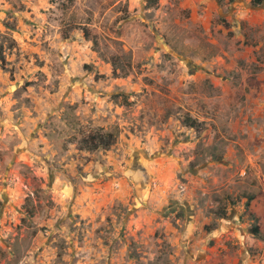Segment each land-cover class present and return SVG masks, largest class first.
<instances>
[{
	"label": "rangeland",
	"instance_id": "374dc122",
	"mask_svg": "<svg viewBox=\"0 0 264 264\" xmlns=\"http://www.w3.org/2000/svg\"><path fill=\"white\" fill-rule=\"evenodd\" d=\"M0 264H264V0H0Z\"/></svg>",
	"mask_w": 264,
	"mask_h": 264
},
{
	"label": "trees",
	"instance_id": "16d2710c",
	"mask_svg": "<svg viewBox=\"0 0 264 264\" xmlns=\"http://www.w3.org/2000/svg\"><path fill=\"white\" fill-rule=\"evenodd\" d=\"M254 2L256 4H260L261 0H254ZM184 123L186 126L190 127V128H194V129H199L201 128V123H199L197 120L191 118V117H186L184 119ZM115 140H114V136L112 134H105V135H100L98 138H92V142H90L89 144H91V148H96L97 144L98 146H102L104 148H109L114 144ZM226 214H223L221 216V218H225ZM251 233L255 236L260 237L261 236V231H260V227L259 226H255L253 227Z\"/></svg>",
	"mask_w": 264,
	"mask_h": 264
}]
</instances>
